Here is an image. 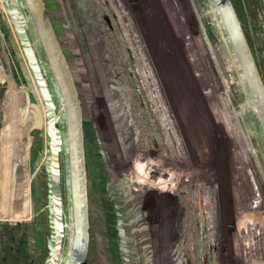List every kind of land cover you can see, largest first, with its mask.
Listing matches in <instances>:
<instances>
[{
    "label": "rangeland",
    "instance_id": "374dc122",
    "mask_svg": "<svg viewBox=\"0 0 264 264\" xmlns=\"http://www.w3.org/2000/svg\"><path fill=\"white\" fill-rule=\"evenodd\" d=\"M256 80L264 0H0V264H264Z\"/></svg>",
    "mask_w": 264,
    "mask_h": 264
},
{
    "label": "water",
    "instance_id": "95a60500",
    "mask_svg": "<svg viewBox=\"0 0 264 264\" xmlns=\"http://www.w3.org/2000/svg\"><path fill=\"white\" fill-rule=\"evenodd\" d=\"M233 33H234V37L236 38V41L238 42L237 48L242 55V58L246 64V67H247L248 71L252 74V76L255 77L257 72L253 66H250L251 65L249 63L250 57L248 55H245V47H244L245 45L243 44V42L241 40L242 38L234 30H233ZM48 34L53 40V34L50 31V28H49ZM54 46L55 47L53 48V53L56 56V62H57L58 67L62 73V79L59 83V86H60V89L62 92V97L64 99V107L66 109V116H68V103L70 102L73 104H77L80 113H79L78 121L76 122V125L79 128V130L81 131V108L79 106V100L77 98V93H76L75 87H74L73 82H72V77H71V75L67 69L63 55L59 52V46L57 45V43L55 41H54ZM37 67L39 68V66H37ZM256 87H257L256 88V91H257L256 96L257 97H255V98L257 101V105H258L259 109L261 110L263 118H264V97L261 95L262 93L259 92L261 90V85H260L259 81H257V80H256ZM6 95H5V97L7 99ZM9 97H10V99L7 100L8 104L6 106V112H7V117L10 116L11 123H8V124L17 125L16 122L21 121V120L23 121V119L25 118L23 116L24 115L26 116V113L21 108L20 109L23 112L21 110H19L20 99L18 96L13 95V96H9ZM15 103H16V108H15ZM8 106H9V108H8ZM20 116H21V118H19ZM22 121H21V123H22ZM21 128H23V130L25 129L24 127H21ZM10 130H11V128H10ZM68 154H69V152H68ZM78 154H79V157H82V164L80 166L83 167V164H84L83 147L82 148L80 147V149L78 150ZM70 155L71 154H69V164L71 163V159H72L71 158L72 156H70ZM68 254H71V252H68Z\"/></svg>",
    "mask_w": 264,
    "mask_h": 264
},
{
    "label": "bare ground",
    "instance_id": "6f19581e",
    "mask_svg": "<svg viewBox=\"0 0 264 264\" xmlns=\"http://www.w3.org/2000/svg\"><path fill=\"white\" fill-rule=\"evenodd\" d=\"M24 56H26L25 57V59L27 60V68H28V70H29V72H30V74L32 75V76H35V78L37 79V81H38V83H40V84H42V82L40 81V80H38V78H39V69H38V71H37V69L34 67V65L32 64V62H31V60H30V56H29V54H28V52H25L24 51ZM43 85V84H42ZM41 85H39L38 84V87H39V89L41 90V87H40ZM45 94V93H44ZM42 106V105H41ZM47 103H46V109H47ZM73 108H74V106H73ZM54 115V114H53ZM74 118H75V115H74ZM50 121V120H49ZM69 120H67V124L69 123L68 122ZM69 125V124H68ZM69 127V126H68ZM54 135V134H53ZM75 136H76V128H75ZM54 137V136H53ZM69 147H70V145H69ZM53 150H54V147H53ZM57 151H58V149H57ZM77 264H79V261L77 262Z\"/></svg>",
    "mask_w": 264,
    "mask_h": 264
},
{
    "label": "flooded vegetation",
    "instance_id": "af4514ba",
    "mask_svg": "<svg viewBox=\"0 0 264 264\" xmlns=\"http://www.w3.org/2000/svg\"><path fill=\"white\" fill-rule=\"evenodd\" d=\"M49 28V26H47V29ZM151 206L149 205V204H147L146 203V205L144 204V206H143V211H145V217H144V219L147 221L148 220V222H151V220H150V217H148L149 215H148V210H149V208H150ZM152 208V207H151ZM147 213V214H146ZM146 216H147V218H146ZM145 221V222H146ZM215 237V236H214ZM212 238V237H211ZM214 241H215V238H214ZM219 242V241H218ZM216 243V242H215ZM218 244H206V246L208 247V249H209V251H210V253L212 254V257H213V250L215 249V247L217 246ZM180 254H181V259H183V252H182V249H181V251H180ZM184 254H185V252H184ZM215 256L217 255V257L219 258V254L217 253V252H215V254H214ZM146 258V260L148 259L147 257H145ZM154 258H156L157 259V257H154ZM214 258V257H213ZM221 260V258L219 259V261ZM211 264H214L213 262H211ZM223 264H225V263H223Z\"/></svg>",
    "mask_w": 264,
    "mask_h": 264
},
{
    "label": "trees",
    "instance_id": "16d2710c",
    "mask_svg": "<svg viewBox=\"0 0 264 264\" xmlns=\"http://www.w3.org/2000/svg\"><path fill=\"white\" fill-rule=\"evenodd\" d=\"M32 77H33V79H34V82L37 83L36 78H35L34 76H32Z\"/></svg>",
    "mask_w": 264,
    "mask_h": 264
},
{
    "label": "built area",
    "instance_id": "2783aa9c",
    "mask_svg": "<svg viewBox=\"0 0 264 264\" xmlns=\"http://www.w3.org/2000/svg\"><path fill=\"white\" fill-rule=\"evenodd\" d=\"M214 243H215V241H214Z\"/></svg>",
    "mask_w": 264,
    "mask_h": 264
}]
</instances>
